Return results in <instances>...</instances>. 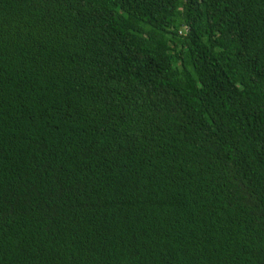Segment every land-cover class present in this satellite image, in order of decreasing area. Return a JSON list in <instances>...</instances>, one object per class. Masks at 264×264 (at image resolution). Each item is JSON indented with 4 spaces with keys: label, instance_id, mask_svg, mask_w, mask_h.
Wrapping results in <instances>:
<instances>
[{
    "label": "trees",
    "instance_id": "obj_1",
    "mask_svg": "<svg viewBox=\"0 0 264 264\" xmlns=\"http://www.w3.org/2000/svg\"><path fill=\"white\" fill-rule=\"evenodd\" d=\"M0 264H264V0H0Z\"/></svg>",
    "mask_w": 264,
    "mask_h": 264
}]
</instances>
